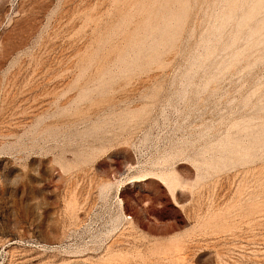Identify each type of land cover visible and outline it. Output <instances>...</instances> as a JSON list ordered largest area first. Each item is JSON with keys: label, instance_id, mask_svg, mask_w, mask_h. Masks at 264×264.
Returning a JSON list of instances; mask_svg holds the SVG:
<instances>
[{"label": "rangeland", "instance_id": "1", "mask_svg": "<svg viewBox=\"0 0 264 264\" xmlns=\"http://www.w3.org/2000/svg\"><path fill=\"white\" fill-rule=\"evenodd\" d=\"M0 264H264V0H0Z\"/></svg>", "mask_w": 264, "mask_h": 264}]
</instances>
